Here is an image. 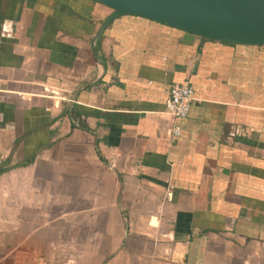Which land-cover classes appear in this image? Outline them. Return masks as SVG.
Listing matches in <instances>:
<instances>
[{
    "label": "crops",
    "instance_id": "1",
    "mask_svg": "<svg viewBox=\"0 0 264 264\" xmlns=\"http://www.w3.org/2000/svg\"><path fill=\"white\" fill-rule=\"evenodd\" d=\"M111 10L0 0V264H264V44Z\"/></svg>",
    "mask_w": 264,
    "mask_h": 264
},
{
    "label": "water",
    "instance_id": "2",
    "mask_svg": "<svg viewBox=\"0 0 264 264\" xmlns=\"http://www.w3.org/2000/svg\"><path fill=\"white\" fill-rule=\"evenodd\" d=\"M112 10L94 38L116 16L150 17L200 36L233 43L264 44V0H98Z\"/></svg>",
    "mask_w": 264,
    "mask_h": 264
},
{
    "label": "built area",
    "instance_id": "3",
    "mask_svg": "<svg viewBox=\"0 0 264 264\" xmlns=\"http://www.w3.org/2000/svg\"><path fill=\"white\" fill-rule=\"evenodd\" d=\"M193 87L185 81L172 82L167 90L165 98V110L175 119L185 117L188 114L190 105L193 101ZM180 126L174 124L170 129L171 135H179Z\"/></svg>",
    "mask_w": 264,
    "mask_h": 264
},
{
    "label": "trees",
    "instance_id": "4",
    "mask_svg": "<svg viewBox=\"0 0 264 264\" xmlns=\"http://www.w3.org/2000/svg\"><path fill=\"white\" fill-rule=\"evenodd\" d=\"M225 41V40H224Z\"/></svg>",
    "mask_w": 264,
    "mask_h": 264
}]
</instances>
